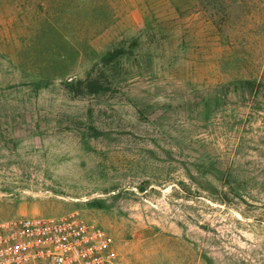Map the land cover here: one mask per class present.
Listing matches in <instances>:
<instances>
[{
	"label": "rangeland",
	"instance_id": "1",
	"mask_svg": "<svg viewBox=\"0 0 264 264\" xmlns=\"http://www.w3.org/2000/svg\"><path fill=\"white\" fill-rule=\"evenodd\" d=\"M68 213L264 264V0H0V222Z\"/></svg>",
	"mask_w": 264,
	"mask_h": 264
},
{
	"label": "built area",
	"instance_id": "2",
	"mask_svg": "<svg viewBox=\"0 0 264 264\" xmlns=\"http://www.w3.org/2000/svg\"><path fill=\"white\" fill-rule=\"evenodd\" d=\"M0 264H122L110 234L78 213L0 222Z\"/></svg>",
	"mask_w": 264,
	"mask_h": 264
}]
</instances>
